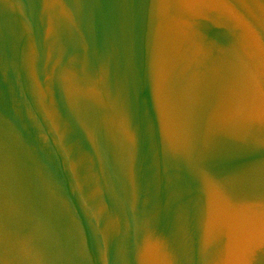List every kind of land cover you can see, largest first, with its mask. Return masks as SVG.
Here are the masks:
<instances>
[{
	"label": "water",
	"instance_id": "obj_1",
	"mask_svg": "<svg viewBox=\"0 0 264 264\" xmlns=\"http://www.w3.org/2000/svg\"><path fill=\"white\" fill-rule=\"evenodd\" d=\"M0 264H264V0H0Z\"/></svg>",
	"mask_w": 264,
	"mask_h": 264
}]
</instances>
